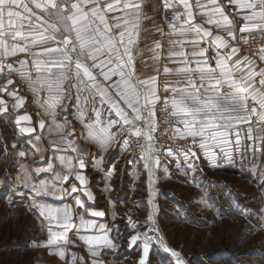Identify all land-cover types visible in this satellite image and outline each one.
Instances as JSON below:
<instances>
[{"label":"snow or ice","instance_id":"obj_1","mask_svg":"<svg viewBox=\"0 0 264 264\" xmlns=\"http://www.w3.org/2000/svg\"><path fill=\"white\" fill-rule=\"evenodd\" d=\"M145 2L0 0V72L5 67L15 70L22 78L45 90L48 93L46 112L57 128L61 127L55 119L57 108L62 106L67 111L70 105L66 101L75 100V117L91 142L106 149L119 132L135 136L137 140L145 139L146 146L141 145V149L145 153L146 167L155 154L156 111L160 103L164 106L161 111L174 118V123L165 121L172 126L173 135L190 142L189 146H180L185 158L198 159L197 148L209 160L216 156L215 148L227 156L231 155V149L239 150L242 146L253 152L264 151V0H226V4L220 0H160L159 5H153V10L162 7L167 31L144 10ZM226 7L234 11L228 13ZM197 15L210 27L196 22ZM236 16L240 19L236 20ZM149 20L153 21L152 31L161 37L151 40L150 44L147 42L150 38L142 35L149 32L143 26ZM165 37L166 50L162 43ZM142 42L143 48L140 47ZM239 44L250 54L240 55L244 49ZM189 46L190 52L185 50ZM209 48L214 52L211 60ZM145 52L150 53L156 65L155 74L146 77L138 74L136 68L138 59L148 67L143 59ZM12 60L19 64L18 69H13ZM161 67L163 74L177 77L175 81L165 82L163 98L159 94ZM13 83L8 81V85ZM6 88L7 85L0 87V91ZM8 95L16 99L14 108L18 110L24 97L13 92ZM6 112L7 101L0 98V113ZM63 119L67 125V117ZM21 121L30 122L31 117L21 115L17 123ZM39 123L43 129L45 122ZM114 127L117 132L112 131ZM23 131L31 133L34 129L27 127ZM245 139L250 143L244 145ZM129 142L123 139L125 146ZM69 146L77 153L74 159L79 169H84L78 148L72 147L71 142ZM167 154H174L171 147ZM58 159L61 165L67 166L70 175L74 172L79 182L87 185L86 178L74 169L73 158L61 155ZM155 164H159L158 157ZM47 170L54 172V166L49 163ZM32 175L25 166L19 177L21 184L28 187ZM64 179L66 177L59 172H54L55 181ZM38 185L33 183L31 190L52 196L57 192L61 197L70 195L67 189L57 188L56 183L44 179H40ZM76 191L75 187L71 189L72 193ZM88 197L92 199L91 193ZM76 205L83 207L78 198ZM35 207L42 216L57 221L55 226L65 232L75 227L70 205L56 207L42 203ZM91 215L103 216L104 213ZM79 221L85 230L96 227L95 222L85 219L84 215ZM49 234L46 247L60 239L52 232L51 224ZM142 238L143 254L139 264H146L151 248L148 233L132 235L129 246L136 245ZM80 239L90 246L93 256L97 255L91 248L93 245L115 247L107 231L100 235H83ZM63 241L70 242L66 235ZM164 250L177 258L176 264H184L178 252L167 246ZM57 252L61 258L65 256L64 249L58 248ZM76 259L72 254V260ZM93 264L99 261L93 260Z\"/></svg>","mask_w":264,"mask_h":264},{"label":"rangeland","instance_id":"obj_2","mask_svg":"<svg viewBox=\"0 0 264 264\" xmlns=\"http://www.w3.org/2000/svg\"><path fill=\"white\" fill-rule=\"evenodd\" d=\"M162 13L163 10L159 12L156 8L150 15L155 17L156 24L164 26ZM144 24L151 26L153 21ZM11 62L13 69L20 67L15 60ZM137 64L140 70L138 74L143 71L146 75L148 67L138 61ZM9 80L14 83L8 85ZM5 85L6 91H0V98L7 101V112L0 113V264H93V260L99 261V264H139L143 254V238L130 247L129 231L148 233L151 248L146 264H176L177 258L165 251V246L178 252L184 264H264V151L253 152L251 148L242 146L239 150L231 149V155L227 156L215 148L216 156L209 160L197 148L198 159L188 156L194 160L193 164L188 166L189 169L182 168L188 173H180V168L173 169L171 183L164 184L166 195L157 192L156 224L148 225V218L144 216L147 210L142 208L137 219L133 218L132 225L131 222L124 225L109 222L101 231H98L97 224L95 228L85 230L80 225L79 217L84 215L85 219L91 220L92 216L89 215L94 211V203H87L88 193L71 192L76 185L75 179L69 177L67 166L61 165L58 159L61 155L73 158L69 155L76 154L71 151L69 142L72 147L78 148L79 153L89 152L84 142L91 141L86 138L83 125L75 117V100L66 101L70 105L67 111L62 106L57 108L55 119L61 125L57 128L51 124L52 117L46 112L48 93L45 90L22 78L19 72L9 71L7 67L0 72V87ZM159 85V94L163 98L166 95L162 88L164 84L159 82ZM9 92L24 97L18 110L14 108L17 101L8 95ZM21 115L30 116L31 121L17 123ZM64 117H67L69 126L64 123ZM41 120L45 122L43 129L40 128ZM27 127L34 131L24 132L23 129ZM112 131L117 132V129L114 127ZM173 131L171 128L169 137L189 146V141L179 139L173 135ZM241 134L243 136L244 132ZM128 135L125 132L117 133L116 139L108 147L123 145V139H127ZM248 143L245 139L244 145ZM94 144L90 146L91 155H97L95 159L100 161L108 147L105 149L98 143ZM126 148L133 155L142 152H133L130 144ZM167 151L163 155H154L163 160L168 155ZM173 151L179 158L185 159L180 149ZM21 152L24 153L23 157L20 156ZM87 158L90 161L91 157ZM49 163L54 166V172H59L66 179L55 181L54 172L47 170ZM25 166L33 174L28 187L19 180ZM109 166L115 170V164ZM40 179L56 183L57 188L67 189L70 195L61 197L60 192L56 196L33 192L32 184L39 186ZM75 195H79L83 207H78L76 201L71 203L70 214L75 227L66 232L55 226L57 221L42 216L35 207L42 203L56 207L69 205V200ZM91 196L95 198V192ZM123 197L116 203L110 197L109 214L117 215L120 211V208H116L117 203L128 204L130 193ZM127 212L131 216L135 210ZM138 221L140 223L137 224ZM50 224L52 232L57 233L60 239L46 247ZM105 231L115 247L93 245L91 248L97 253L93 256L90 246L80 236L100 235ZM64 235L70 241L67 244L63 241ZM58 248L65 250L63 258L58 254ZM72 254L77 257L75 261Z\"/></svg>","mask_w":264,"mask_h":264},{"label":"crops","instance_id":"obj_3","mask_svg":"<svg viewBox=\"0 0 264 264\" xmlns=\"http://www.w3.org/2000/svg\"><path fill=\"white\" fill-rule=\"evenodd\" d=\"M222 4H226V0H220ZM159 5L160 0H146L144 4V10L150 15L154 12L153 5ZM159 12L162 9V7H157ZM234 9L230 7H226V12L231 13ZM160 17V16H159ZM236 20H239L240 17L236 16ZM161 20V19H160ZM196 22L204 24V21L200 19V16H196ZM148 25V24H147ZM144 24L143 26L147 29H149V32L143 33V36L149 37L150 39L147 41L149 44L151 43V40H160L161 37L159 33H156L152 31L153 25L147 26ZM159 25H161L159 23ZM205 27H210L207 24H204ZM167 31V29H165ZM213 31L216 32L217 30L213 28ZM220 35H224L223 32H219ZM227 39V37H225ZM164 45V49L166 50L168 48V42L167 38L165 37L162 41ZM207 47V45H204ZM240 47V44L238 45ZM141 48L145 47V44L142 42L140 45ZM186 51H191V46L187 47L185 49ZM214 55L213 49L209 48L208 50V57L211 60L212 56ZM240 55H242L240 53ZM20 58H23V54H20ZM143 59L147 61L148 63V73L144 75L145 72H141L142 75L149 76L155 74V67L156 65L153 64V62L150 59V53L145 52ZM13 61V60H12ZM138 63L144 65L141 63V60H137ZM137 64V62H136ZM139 66V64H137ZM137 72L138 71V67ZM172 66V65H169ZM177 77L171 76V75H165L162 72L161 67V74L159 76V82H162L165 84V82L168 81H175ZM163 88V87H162ZM69 126V123H68ZM117 143V142H116ZM84 145L88 146L89 152L86 153H79L81 158L84 160L85 167L84 169H79L78 162L75 160L74 162V168L79 170L81 174L86 178L87 185H82L79 180H77L74 172L72 175L69 174V177H74L76 185L75 188L77 189L76 193L84 192V193H94L95 192V198L92 197L90 200L87 199V203H94V211L93 212H103V216H92V221L95 222V225L97 224L98 231H101L100 226L101 225H108L109 222L115 223L117 222L120 225L128 224L131 222V225L134 220L137 219L138 215H140V210L142 208H146L147 212L144 214L145 217L148 218V225L149 224H156V213H157V192L159 191L162 196L166 195V189H164V184L166 182L171 183V176H172V170L180 168V173H188L182 168H188L189 165L193 164L192 159L185 158L182 159V157H178L176 154L173 155H167L163 160L159 159V164H155L156 156L153 155L152 163L149 164L148 167L145 166L146 159L144 158L145 153L142 151L141 153L137 155H133L130 153L129 150H127L126 146L121 144L119 147H108L106 149V153L103 156V159L99 161V159H95L97 155L92 157V148L90 146H95L92 142H84ZM116 145V144H115ZM174 152V151H173ZM86 154V155H85ZM69 156L75 158L77 156V153L75 155L70 154ZM88 156L91 157L90 161L88 160ZM70 158V157H69ZM89 162L91 163L89 165ZM109 164H115V170L109 166ZM109 167L111 169H109ZM151 173V175H150ZM161 178V180H160ZM93 182V183H92ZM130 197L127 200L128 204L123 203H117L116 208H120V211L117 212V215H111L107 211L109 201H111L112 197L116 202H120L125 194H129ZM79 199V195H75L73 199H70L69 205H71L72 202L75 203L76 199ZM131 202V203H130ZM126 203V202H125ZM130 203V204H129ZM143 203V205H141ZM147 204L146 207H144ZM100 205V206H99ZM143 206V207H142ZM127 208V209H126ZM128 210H131L132 212L135 210V212L129 216ZM92 212V213H93ZM151 216V220H149V217ZM141 220V219H140ZM140 223V221L137 222V224ZM130 225V224H129ZM139 226V225H138ZM128 239L132 235H135L136 233L133 231H129Z\"/></svg>","mask_w":264,"mask_h":264},{"label":"built area","instance_id":"obj_4","mask_svg":"<svg viewBox=\"0 0 264 264\" xmlns=\"http://www.w3.org/2000/svg\"><path fill=\"white\" fill-rule=\"evenodd\" d=\"M162 18H163V13H162ZM163 23H164V27L166 28L165 25V21L163 18ZM167 29V28H166ZM242 45V49H244L242 52L243 53H249L247 51L246 48H244L243 44H240V46ZM256 46V45H253ZM163 103H160L157 105V124H158V128L157 131L154 133V144L153 147L155 149V154L157 155H163V152L165 150H168L169 147H171L173 150H178L180 149V146H188V143H183V142H178L175 139H172L171 137H169L170 131L172 126L168 123H166V120H172L174 123V118L170 117L166 112L161 111V109L163 108ZM127 139L130 141L129 144L131 145V149L133 152H141V145H145L146 146V142L144 139H139L137 140V138L135 136H127Z\"/></svg>","mask_w":264,"mask_h":264}]
</instances>
